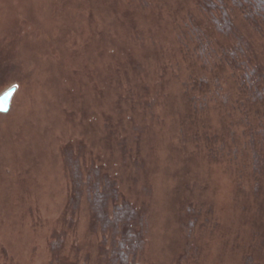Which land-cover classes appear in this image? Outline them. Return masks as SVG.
Wrapping results in <instances>:
<instances>
[{"label":"rangeland","instance_id":"374dc122","mask_svg":"<svg viewBox=\"0 0 264 264\" xmlns=\"http://www.w3.org/2000/svg\"><path fill=\"white\" fill-rule=\"evenodd\" d=\"M192 12L0 0V264H264V37Z\"/></svg>","mask_w":264,"mask_h":264},{"label":"trees","instance_id":"16d2710c","mask_svg":"<svg viewBox=\"0 0 264 264\" xmlns=\"http://www.w3.org/2000/svg\"><path fill=\"white\" fill-rule=\"evenodd\" d=\"M199 13L207 20L197 18L193 12L190 15L191 26L188 28V33H184V37L189 42H195V46L199 44L200 51L203 50L205 55L213 57L217 55L219 49H217L216 39L218 36L228 37L231 41L226 48H223L224 55L227 51L235 50L238 43L241 41L244 45L246 40L250 41L246 35L240 33L239 24L236 23L238 16L241 15L244 18V23L250 24L257 31H260L261 37H264V0H194ZM204 35H202V34ZM246 39V40H245ZM204 40L206 42H204ZM225 47V46H224ZM222 51V50H221ZM243 53L242 58H235L229 60V63L233 66L237 63L245 61V64H249V54ZM244 60V61H243ZM253 66V68H252ZM255 66V67H254ZM254 63L253 58L249 64V68H252L258 73L257 78H260V68ZM252 75L250 74V77ZM245 77V75H244ZM205 81V80H204ZM203 83V82H202Z\"/></svg>","mask_w":264,"mask_h":264},{"label":"water","instance_id":"95a60500","mask_svg":"<svg viewBox=\"0 0 264 264\" xmlns=\"http://www.w3.org/2000/svg\"><path fill=\"white\" fill-rule=\"evenodd\" d=\"M16 88H12L0 96V113H8L11 109V103Z\"/></svg>","mask_w":264,"mask_h":264}]
</instances>
